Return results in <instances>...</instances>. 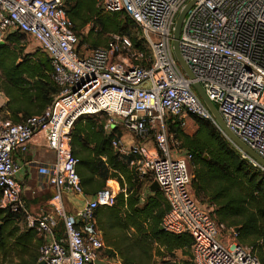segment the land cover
<instances>
[{"label": "built area", "instance_id": "1", "mask_svg": "<svg viewBox=\"0 0 264 264\" xmlns=\"http://www.w3.org/2000/svg\"><path fill=\"white\" fill-rule=\"evenodd\" d=\"M190 1L96 0L105 13H123L135 23L143 51L116 35L106 48L80 44L64 0H0V44L16 34L31 39L27 49L46 55L59 88L40 114L18 123L0 117V209L35 232L38 262L123 264L104 253L95 227V209L114 206L116 192L108 187L86 199L75 171L78 160L71 154L74 123L104 116V133L114 134L111 147L130 158L140 181L148 178L149 186H159L168 205L160 228L192 237V264H261L251 247L237 242L236 229L216 221L215 205L204 207L193 196L192 155L168 133L167 119L193 114L210 120L243 160L264 173L221 131L193 88L200 85L227 129L264 161V0H194L179 35L193 79L184 74L172 48L175 21ZM7 102L0 90V111ZM39 133L54 153L44 178L53 195L48 209L32 213L16 179L15 154H25ZM64 194L84 197L82 206L67 212Z\"/></svg>", "mask_w": 264, "mask_h": 264}, {"label": "trees", "instance_id": "2", "mask_svg": "<svg viewBox=\"0 0 264 264\" xmlns=\"http://www.w3.org/2000/svg\"><path fill=\"white\" fill-rule=\"evenodd\" d=\"M64 6L80 44L96 37L86 45L97 48L100 43L97 38L116 35L128 38L134 49L146 50L137 39V26L123 13H105L96 6V0H64ZM119 15H123V20ZM90 25L81 43V32ZM23 40L24 36L16 34L0 44V90L8 98L3 110L13 123L40 114L59 93L51 78L49 59L35 61V53L23 54L20 46ZM188 116L196 126L193 135L182 131V119L176 117L167 119V131L192 155L191 185L195 195L214 204L216 221L236 229L237 242L251 247L264 264V173L243 160L210 120ZM104 119V116L80 118L70 133L71 154L78 160L75 171L83 193L93 198L110 180H116L120 186L114 206L97 207L94 211L104 253L118 256L123 264H152V247L156 245L157 253L159 249L166 253L180 250L191 257L192 237L172 235L160 229L161 219L168 210L166 200L160 190L150 192V180L140 181L128 165L130 158L120 157L111 147L114 134L104 133ZM144 183L145 198L139 195ZM50 193L49 199L53 195ZM20 223L17 215L0 209V255H9L16 264H37L40 239L33 230L21 228Z\"/></svg>", "mask_w": 264, "mask_h": 264}, {"label": "crops", "instance_id": "3", "mask_svg": "<svg viewBox=\"0 0 264 264\" xmlns=\"http://www.w3.org/2000/svg\"><path fill=\"white\" fill-rule=\"evenodd\" d=\"M194 128H196V126ZM148 144L150 145L151 143L148 142ZM53 161L54 153L46 148L43 135L40 133L33 138L25 154H15V162L19 165L16 179L22 186V195L27 209L32 213L48 209L49 198H46V191H48L49 188L44 178L48 166H50ZM64 197L67 200L65 208L67 212L72 213L82 206L85 198H91L86 195L84 198L71 194H64ZM72 202H76V208L74 209L69 208L68 205V203ZM130 232H132V229H130ZM116 257L121 261L118 256Z\"/></svg>", "mask_w": 264, "mask_h": 264}, {"label": "rangeland", "instance_id": "4", "mask_svg": "<svg viewBox=\"0 0 264 264\" xmlns=\"http://www.w3.org/2000/svg\"><path fill=\"white\" fill-rule=\"evenodd\" d=\"M118 18L123 20L124 17H123V15H119ZM91 27L92 26L90 25L89 27H86L82 30V32H81L82 33L81 43L84 42L83 39L87 36L88 30ZM133 34H134L133 36H135V31H133ZM95 39H96V37L95 38L92 37V38L88 39V42H86V44L89 45V43ZM111 39H112V37H110L109 35L100 36L99 38H97V40L100 42L98 46L104 47V48H106V45H107V47L110 46V44L112 43ZM137 39H139V34L137 35ZM20 46L22 47L23 54H34L35 53V55L33 56L35 61L38 58H40L42 60L47 59L46 55L43 52H41L40 50L35 51V50H32L31 48L27 49V47L32 46V40L29 38H24V40L22 41V44H20ZM46 74L48 75L49 72L46 71ZM0 117L7 118L4 111H2V110L0 111ZM194 127H195L194 122L192 121L190 116L187 115L184 118H182L181 129L185 134L193 135L194 131L196 130V128H194ZM120 132L123 135H128V133L124 130H121ZM190 172L192 174V170ZM108 187H112L114 189V191L116 192V194L120 191V186L116 180L108 181L106 183V188H108ZM190 189H191V192L193 193V196L199 202L200 205H202L204 207H207L209 205L206 198H203V196L197 197L195 195L194 190L192 188V185H190ZM50 195H51V193H50V188H49L48 191H46V198H49ZM139 195L144 197V198L147 196V190H146V184L145 183L142 185V188L139 192ZM63 202H64V205L67 204V200L65 199V197H63ZM68 205H69V208H72V209L76 208V202L68 203ZM69 213H72V212H69ZM152 249H153L152 254L154 255V257H153L154 262L152 264H192L191 259H190V253L187 255H184V253L180 250H175L172 253H166L163 251V249H159L160 253H157L158 247L156 245H153ZM16 262L17 261L15 259H12L9 255H3V254L0 255V264H16Z\"/></svg>", "mask_w": 264, "mask_h": 264}, {"label": "water", "instance_id": "5", "mask_svg": "<svg viewBox=\"0 0 264 264\" xmlns=\"http://www.w3.org/2000/svg\"><path fill=\"white\" fill-rule=\"evenodd\" d=\"M194 2H195L194 0L190 1L179 12L177 19L175 21V24H174L173 33H172V48H173V54H174L175 60L177 61V63L181 67V69L183 70L184 74L189 79H193V76H192L188 66L186 65V63L182 59L180 49H179V35H180V28H181L182 20ZM193 88L196 91V93L198 94V96L200 97L205 108L209 111V113L212 116L215 123L218 125V127L221 129V131L227 136V138L233 143V145L236 146L237 148H239L240 150H242L245 154L250 156L253 160H255L257 163H259L261 166L264 167V161L261 160L254 152H252L250 149H248L243 143H241L227 129V127L223 123L217 109L212 104V102H210L208 100V98L206 97V95H205L204 91L202 90V88L200 87V85L198 83H194ZM157 190H159V186L157 185V183H155V182L151 183V185L149 186V191L153 193V192H156ZM160 229L162 230V228H160ZM37 264H44V263L38 262ZM94 264H106V263L97 260L94 262Z\"/></svg>", "mask_w": 264, "mask_h": 264}]
</instances>
